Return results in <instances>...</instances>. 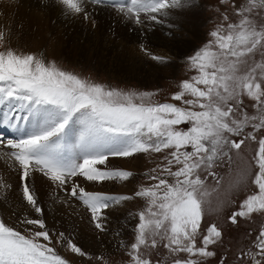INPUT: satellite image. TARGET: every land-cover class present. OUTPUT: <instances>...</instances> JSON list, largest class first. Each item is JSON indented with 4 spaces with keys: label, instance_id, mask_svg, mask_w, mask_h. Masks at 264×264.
I'll return each instance as SVG.
<instances>
[{
    "label": "snow or ice",
    "instance_id": "obj_1",
    "mask_svg": "<svg viewBox=\"0 0 264 264\" xmlns=\"http://www.w3.org/2000/svg\"><path fill=\"white\" fill-rule=\"evenodd\" d=\"M56 2L67 13L83 14L84 19L90 18L86 5L91 4L111 8L136 25H164L173 10L184 9L190 0ZM232 7L239 19L232 22L222 13L221 23L209 34L212 39L188 58L194 74L181 81L172 95L179 105L153 102L154 94L149 92L108 88L43 57L5 47L10 29L5 26L6 30H0V48L4 49L0 50V106L7 109L3 120H23L29 125L23 138L8 140L6 145L0 141V147H7L3 156L14 162L13 167L19 166L23 197L36 213L42 209L29 179L38 172L78 198L103 232L107 210L132 197L87 191L76 178L98 183L127 181L133 177L132 171L99 166L106 165L109 157L166 153L163 162L152 169L154 174L148 176L156 183L135 192L146 205L138 213L134 242L129 246L130 264H153L143 250L160 246L177 257L172 264H202L215 256L210 246L220 242L222 231L215 224L202 230L210 193L201 173L206 172L219 185L222 177L214 171L218 162L226 160L231 165L232 150H240L251 140L258 145L254 156L257 171L251 181L256 191L247 195L228 219L236 224L238 219L264 214V0H244L239 7L235 3ZM168 27L175 25L168 23ZM142 50L155 61L166 60ZM247 176V170H242L230 188L238 187L239 177ZM20 223L37 230L25 228L30 233L25 235L0 219V264H68L51 246L53 237L44 219L26 216ZM59 235L57 243L91 259V254L70 238ZM181 253L187 258H179ZM243 257L251 264H264V226L238 259Z\"/></svg>",
    "mask_w": 264,
    "mask_h": 264
},
{
    "label": "rangeland",
    "instance_id": "obj_2",
    "mask_svg": "<svg viewBox=\"0 0 264 264\" xmlns=\"http://www.w3.org/2000/svg\"><path fill=\"white\" fill-rule=\"evenodd\" d=\"M16 2L18 7L20 6L24 11V19L33 13L39 17L36 20L38 23L46 27L51 26L54 30L62 32L55 39L58 42H66V46L64 45L54 52L53 49L48 51L49 47L43 51H29L22 47L10 45L9 42L5 47L43 57L46 62H55L59 68L65 71L108 88L119 89L124 92H149L154 94L151 97L153 102H168L179 105L180 102L172 100V95L179 90L181 81L189 79L194 74L193 71L189 70L188 58L212 39L209 34L221 23L222 13L226 12L232 22L239 19L234 14L235 9L232 4L235 3L239 7L240 4L244 3V0H227L226 3H221V0H190L188 6L181 11L184 12L186 24L190 26H192L193 19L198 17L200 25L196 36L189 30L188 26L186 29L179 26L182 24H179L177 19L178 10H173V16L169 18L166 24L153 23L151 28H146V25H136L126 18L122 21L91 17L84 19L83 14L72 15L67 13L56 0H16ZM168 23L174 24L175 27L169 28ZM152 26L156 29L154 30ZM68 27H75L73 33L69 32ZM159 27L164 29L161 36L162 40L159 38L161 34H159L158 39L155 36L159 32ZM159 41L163 45L158 46ZM164 41L167 43L164 44ZM142 49H147L149 53L154 55L165 57V62L153 60ZM0 50L4 49L0 48ZM245 103L250 105L252 102L245 97ZM248 111L251 113L253 109L249 107ZM182 127L187 128L188 125ZM257 135L259 138V134ZM257 147L255 141H246L240 150H232L231 165L226 160L223 163L218 162L220 166L214 171L222 177L219 185L212 176H208L206 172L201 173L210 193L204 205L202 230H206L209 225L215 224L222 231L220 242L210 246V250L215 252V256L203 260L202 264H221V260H223V264H251L248 257L240 259L238 257L241 252L248 250L251 241L258 234L260 228L264 226V214H254L251 220L238 219L236 224L231 223L228 217L237 210L238 205L247 195L256 191L255 185L251 181L257 171L254 162ZM165 154L143 153L146 167L141 170V174L136 179V191L141 186L146 187L156 183L149 180L148 176L154 174L152 169L163 162L162 157ZM242 170H247L248 176L246 178L239 177L241 181L239 186L230 188L231 183L238 178V173ZM132 194L131 201L135 202L137 206L138 223V213L144 210L146 201L144 198L136 197L134 192ZM78 201L81 202L79 199ZM137 223H135L134 229ZM16 228L25 235L30 234L25 231V228L28 227ZM46 228L53 237L51 246L66 259L68 264H105V262L106 264H130L128 252L130 251L129 246L134 242L135 231L131 236H126L123 239V244L118 250L108 254L86 251L77 245L87 253L90 252L91 259H89L73 253L66 244L57 243L56 241L60 240V233L54 232L47 224ZM249 233L251 236L248 235ZM41 242H43L42 239ZM198 246H200L199 243ZM143 251L146 257L151 258L153 264H157V262L159 264H172V261L177 258L162 246ZM101 255L103 259H97ZM179 258H187V254L181 253Z\"/></svg>",
    "mask_w": 264,
    "mask_h": 264
},
{
    "label": "bare ground",
    "instance_id": "obj_3",
    "mask_svg": "<svg viewBox=\"0 0 264 264\" xmlns=\"http://www.w3.org/2000/svg\"><path fill=\"white\" fill-rule=\"evenodd\" d=\"M86 11L94 19L125 20L121 14L103 6L87 4ZM178 11L177 19L179 24H182L179 26L182 29H186L188 26L189 30L196 36L200 25L198 17L193 19L192 26H190L186 24L184 12L181 9H178ZM38 18L37 15L31 13L28 18L24 19V11L20 6L18 7L16 0H11V2L9 0H0V30H6L5 26L10 29L8 35L10 45L22 47L29 51H43V49L47 50L49 47L48 51L53 49L54 52L56 49L62 48L66 42H58L55 39L62 32L54 30L51 26L46 27L38 23L36 21ZM152 24L146 22L145 27L148 28ZM68 28L69 32L73 33L75 27ZM163 31L164 29L159 27V32L155 34L157 39L159 34H161L159 38L162 40ZM188 41L190 42V40ZM165 43L167 42L164 41ZM186 44L189 45L188 42ZM161 45L163 43L159 41L158 46ZM0 110L1 125H14L17 122L5 123L2 113L7 110L6 106H0ZM17 127L20 130L25 127L26 131L29 125L21 120L18 122ZM2 141L6 145V141ZM8 151L7 147H0V219H3L8 225L35 229L34 226L22 225L20 221L26 216L29 218H42L54 232L62 233L65 238H70L84 250L98 254H108L118 250L123 244V239L126 236H131L134 232L135 223H137V206L131 199L107 210L105 231L102 232L96 228L90 210L82 202H79L78 198L71 197L38 172L33 173L29 179L30 187L36 196L38 206L42 209L41 213H36L35 209L23 197L24 181L21 179L19 166L13 167L14 162L7 160L3 156ZM144 158L143 153L127 158L109 157L106 165L99 166L107 169L132 171L134 175L127 181L109 180L98 183L87 182L82 177H77L76 180L87 191H97L108 195L132 196V193H135L137 189L135 187L136 179L141 174V170L146 167Z\"/></svg>",
    "mask_w": 264,
    "mask_h": 264
}]
</instances>
